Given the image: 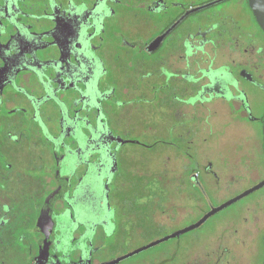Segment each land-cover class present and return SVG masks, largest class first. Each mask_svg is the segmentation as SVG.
I'll list each match as a JSON object with an SVG mask.
<instances>
[{"label":"flooded vegetation","instance_id":"1","mask_svg":"<svg viewBox=\"0 0 264 264\" xmlns=\"http://www.w3.org/2000/svg\"><path fill=\"white\" fill-rule=\"evenodd\" d=\"M138 121L183 145L122 182L168 141ZM263 125L248 0H0V264H264V186L192 227L264 170Z\"/></svg>","mask_w":264,"mask_h":264},{"label":"rangeland","instance_id":"2","mask_svg":"<svg viewBox=\"0 0 264 264\" xmlns=\"http://www.w3.org/2000/svg\"><path fill=\"white\" fill-rule=\"evenodd\" d=\"M155 105V104H154ZM144 105L141 106V108H143ZM154 111H157V107H154ZM142 122H133L131 125L132 127V136L133 137H137V139H141L143 141H151L152 144L154 142L155 139L162 137L163 139H168L167 144H163L162 142H158L153 144L152 148H143V146L137 145V144H131V143H127L124 147V149L130 151V152H134L135 154L133 156H131L132 158H130V161L133 159L132 161V165H131V173L129 172V166L130 163L126 162L123 169L121 170V175L123 176L122 179H125V181L122 182H139L140 178L137 177V171H145V165L143 161L148 162L149 166H148V170L152 171L153 173H155V171H157L159 169V166H161V163H165V159L166 157L170 156L173 158V160H177V158L179 157L180 151H173L175 150L176 145L181 146V144L183 145L182 141L179 142L178 139H173L172 135L167 134L166 132H153L149 134H139L140 132V125ZM161 124V119L159 117V115H157L156 117H154L153 119V126L154 128L156 127L158 129V126H160ZM153 137V138H152ZM162 150L167 151V152H162ZM126 155V157L128 158V153L127 154H123L122 156ZM174 162V161H173ZM137 165V166H136ZM171 166V165H170ZM253 166V164H252ZM135 167V168H134ZM137 167V168H136ZM176 167V166H175ZM169 172L168 176H171L170 172H172L171 170H167ZM177 172V171H176ZM120 175V176H121ZM264 178V170L262 169L257 176H250L246 182H244L241 185V188H239L236 192H234V194L236 193H240L242 191H244L247 188H250L255 182H257L260 179ZM148 182H155V180L148 179ZM144 182V181H141ZM263 191V190H260ZM257 194V192H254L253 194H251L250 196L242 199V202H246L249 198L254 197ZM231 195V194H230Z\"/></svg>","mask_w":264,"mask_h":264},{"label":"water","instance_id":"3","mask_svg":"<svg viewBox=\"0 0 264 264\" xmlns=\"http://www.w3.org/2000/svg\"><path fill=\"white\" fill-rule=\"evenodd\" d=\"M248 2H249V5H250V7H251V9H252V11H253V13H254V15H255V17H256V19H257V21H258V23L260 24V26L263 28V30H264V0H248ZM263 133H264V125H263ZM263 140H264V138H263ZM111 141V140H110ZM263 148H264V143H263ZM264 186V180L263 181H261V182H259V183H257L256 185H254V186H252L251 188H249V189H247L246 191H244L243 193H241V194H239L238 196H236V197H234L233 199H231V200H229V201H227L226 203H224V204H222L220 207H218V208H213L205 217H203L198 223H196L195 225H193L192 227H197V226H199L200 224H202L211 214H213V213H215V212H217V211H219L220 209H222V208H224V207H226V206H228V205H230V204H232L233 202H235V201H237V200H239V199H241V198H243L244 196H246V195H248V194H250V193H252V192H254V191H256L257 189H259V188H261V187H263ZM191 227V228H192ZM188 229H190V228H188ZM188 229H186V230H188ZM185 230V231H186ZM184 230L182 231V232H185ZM182 232H180V233H182ZM173 236V235H172ZM169 237H171V236H167V237H165V238H163V239H160V240H158V241H156V242H154V243H151V244H149L148 246H151V245H154V244H156V243H158V242H160V241H162V240H165V239H168ZM143 249V248H142ZM128 255H130V254H128ZM128 255H126V256H128ZM126 256H124V257H126Z\"/></svg>","mask_w":264,"mask_h":264}]
</instances>
